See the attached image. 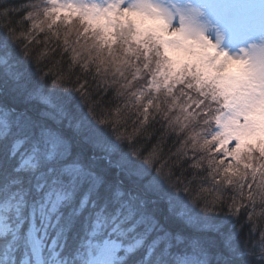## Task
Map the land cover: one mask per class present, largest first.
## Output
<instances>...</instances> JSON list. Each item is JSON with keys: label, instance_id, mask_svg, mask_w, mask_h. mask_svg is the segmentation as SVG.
<instances>
[{"label": "snow or ice", "instance_id": "obj_1", "mask_svg": "<svg viewBox=\"0 0 264 264\" xmlns=\"http://www.w3.org/2000/svg\"><path fill=\"white\" fill-rule=\"evenodd\" d=\"M153 8L0 0V264H264V46Z\"/></svg>", "mask_w": 264, "mask_h": 264}, {"label": "rangeland", "instance_id": "obj_2", "mask_svg": "<svg viewBox=\"0 0 264 264\" xmlns=\"http://www.w3.org/2000/svg\"><path fill=\"white\" fill-rule=\"evenodd\" d=\"M152 2L169 12L173 28L180 27L182 17L184 21L194 22L199 31L218 45V51L240 56L244 54L243 50L264 46V0H256L257 5L248 8H241L235 2L226 4V0ZM259 115L264 121V104L260 105Z\"/></svg>", "mask_w": 264, "mask_h": 264}, {"label": "clouds", "instance_id": "obj_3", "mask_svg": "<svg viewBox=\"0 0 264 264\" xmlns=\"http://www.w3.org/2000/svg\"><path fill=\"white\" fill-rule=\"evenodd\" d=\"M150 20L149 26L153 33L158 37H167L166 29L169 22L172 20V16L169 12L160 7V9L153 8L149 12ZM185 25L187 26V34L178 33L175 37L178 45L185 51L189 52L195 57H207L213 56L215 53L211 48L202 40L198 38V28L194 22L186 19ZM240 73L247 75L246 66L239 65Z\"/></svg>", "mask_w": 264, "mask_h": 264}, {"label": "trees", "instance_id": "obj_4", "mask_svg": "<svg viewBox=\"0 0 264 264\" xmlns=\"http://www.w3.org/2000/svg\"><path fill=\"white\" fill-rule=\"evenodd\" d=\"M233 2H235L236 4H238L239 7H241V8H248L251 5H253V6H256L257 5L256 0H251V1L250 0H226L225 3L226 4L227 3L231 4ZM57 23L60 24L61 31H63V29H64L65 26L63 24H61L59 21ZM76 26L79 27L78 23H77ZM262 131H264V130H262Z\"/></svg>", "mask_w": 264, "mask_h": 264}]
</instances>
